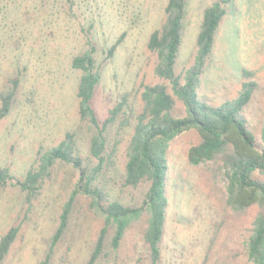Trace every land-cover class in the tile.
<instances>
[{"label":"rangeland","instance_id":"rangeland-1","mask_svg":"<svg viewBox=\"0 0 264 264\" xmlns=\"http://www.w3.org/2000/svg\"><path fill=\"white\" fill-rule=\"evenodd\" d=\"M214 0H186L182 43L176 72L193 60L205 7ZM167 0H0V90L18 77L9 113L0 120V165L14 177L0 188V237L14 221L18 235L2 264H39L48 251L59 214L78 180L71 164L55 162L30 201L17 185L34 166L38 152L57 145L65 132H75L76 151L89 155L92 128L77 114L76 87L81 71L71 67L74 55L86 48L85 35L96 44L100 78L92 105L100 120L122 93L139 110L140 87L156 82L155 55L147 48L151 32L164 19ZM124 33L111 56L109 47ZM255 71L258 87L244 108L257 143L264 120V0H233L214 38L211 57L200 75L198 94L220 104L237 95L241 69ZM109 129V143L115 138ZM131 128L122 132L113 162L99 176L108 197L139 206L147 183L122 185L125 145ZM194 130L170 143L166 191L168 206L158 264H252L246 242L257 206L234 211L225 201V184L213 162L191 164L188 147L197 142ZM87 160V159H86ZM255 176L264 179V175ZM104 217L83 193L75 196L66 230L52 248L49 264H85ZM144 216L127 229L121 245L96 264H151L143 240Z\"/></svg>","mask_w":264,"mask_h":264},{"label":"trees","instance_id":"trees-1","mask_svg":"<svg viewBox=\"0 0 264 264\" xmlns=\"http://www.w3.org/2000/svg\"><path fill=\"white\" fill-rule=\"evenodd\" d=\"M232 1L214 0L205 7L193 60L177 73L186 0H167L164 19L147 41L148 50L155 55L153 72L158 80L140 87L139 110L134 109L129 93L125 92L103 120L98 118L92 105L100 73L95 59L97 47L90 31H86V48L72 57L71 67L81 71L76 87L78 118L92 128L87 160L76 151L75 132L67 131L57 145L38 152L34 166L26 171L23 179L16 181L30 201L38 194L55 162L71 164L78 170V180L59 214L48 251L39 264H49L52 248L66 230L74 198L79 193L86 194L90 206L104 217L85 264H96L105 256L110 230L109 246L117 249L129 226L143 216V240L148 246L151 264H158L168 206L169 147L177 135L188 130H194L198 137L187 149L188 162L216 164L214 171L225 184V201L234 211L243 213L249 207L257 206L246 242V254L252 264H264V179L255 176L264 175V120L260 129L261 143H257L243 114L259 85L255 71L242 68L243 80L237 95L220 104L211 103L198 94L200 75L211 57L217 28ZM123 36L124 33L109 47V56ZM18 84L19 78L12 77L0 90V120L9 113ZM111 127L115 128L113 143H109L108 137ZM127 128H131V134L125 145L122 185L136 188L147 183L139 206L110 199L99 181V176L112 164L117 145L122 140L121 134ZM12 178L8 167L0 165V188ZM20 225L19 220L14 221L0 237V264L15 241Z\"/></svg>","mask_w":264,"mask_h":264}]
</instances>
